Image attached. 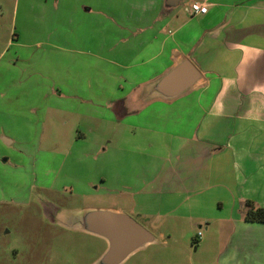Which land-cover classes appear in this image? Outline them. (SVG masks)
<instances>
[{
	"label": "crops",
	"instance_id": "obj_1",
	"mask_svg": "<svg viewBox=\"0 0 264 264\" xmlns=\"http://www.w3.org/2000/svg\"><path fill=\"white\" fill-rule=\"evenodd\" d=\"M97 1L113 4V9H102L107 17L101 23L93 16L101 10L84 5L86 0H44L41 12H22L19 29L17 6L15 33L6 43L40 46L41 41L28 43L21 36L41 31L58 46V34L62 39L70 32L81 34L83 21L96 32L102 25L109 30V63L115 67L108 77L115 88L102 84L99 64L86 83L77 65L72 73L56 70L53 82L63 90L45 95L50 101L45 122L51 126H67L74 118L87 124L86 131L95 130L101 118L115 124L108 158H87L83 147L97 153L101 144L87 140L80 125L70 126L73 147L82 148L66 155L69 163L63 168L73 178L88 163L92 169L85 188L75 184L78 192L94 186L109 193L114 203L93 210L140 216L145 224H154L164 242L175 237L166 236L161 228L165 221L205 224L210 235L203 241L197 230L194 249L216 244L215 264H264V221L244 219L247 201L264 209V0ZM195 1L207 4V12L193 14ZM74 2L78 6L73 9ZM118 3L125 10L118 11ZM185 59L200 72L197 81L171 97L156 91L158 80ZM27 120L30 128L33 119ZM3 139L11 144L17 138ZM33 168L36 174L38 168ZM58 170L49 169L54 175ZM59 182L45 183V190L65 189ZM47 210L51 222L85 229L88 209L74 212L49 201ZM153 237L128 256L147 249ZM107 248L108 241L98 264Z\"/></svg>",
	"mask_w": 264,
	"mask_h": 264
},
{
	"label": "rangeland",
	"instance_id": "obj_2",
	"mask_svg": "<svg viewBox=\"0 0 264 264\" xmlns=\"http://www.w3.org/2000/svg\"><path fill=\"white\" fill-rule=\"evenodd\" d=\"M42 3L44 0H0V51L5 50L0 59V264H98V255L107 240L82 227L72 228L51 222L47 209L49 201L74 212L83 208L92 211L114 203V197L107 192H99V188L93 186L91 190L79 193L75 187L79 184L85 188V182L92 175L91 163L82 167L80 175L74 178L63 165L69 163L65 159L69 158L66 155L71 150L82 148L80 145L73 147L75 132L70 130V126L80 125L87 140L96 138L101 144L97 153L83 147V151L89 152L87 158H93V154H104L105 157L101 158H108V140L115 133V124L101 118L99 123L95 122V130L86 131L87 124L74 118L73 123L67 126L60 122L51 126L45 122V114L50 117L45 112L50 103L45 95L53 90H63L53 82L52 75L56 70L69 68L68 72L72 73L78 70L77 65L83 69L86 83L88 74L99 64L98 75L102 84L108 85L107 90L115 88V80L108 77V72L112 68L114 71L115 67L109 63L113 59L108 48L109 30L102 25L96 32L83 21L81 34L70 32L63 39L58 34L61 41L58 46L52 41V35L48 38L41 31L36 35L21 36L24 42L41 41L40 46H6L8 38L15 33L14 9L18 6L20 19L16 29H19L22 12H41L44 9ZM49 4L47 2L46 6ZM84 5L101 10L100 15L93 12L95 20L100 19V23L107 17L102 9L109 6L113 9L112 3L97 0H86ZM77 6L74 2L73 9ZM115 7L118 11L125 10L122 3ZM31 107H35L34 110ZM27 119H33L30 128H26L29 126ZM4 135L17 139L6 144ZM35 166L38 168L36 174L33 173ZM51 167L59 168V173H50ZM55 179L60 180L65 189L45 190L44 184ZM128 214L155 235V240L147 249L133 253L119 264H215L216 244L194 249L193 235L197 230L203 232V241L206 235H210L206 234L205 224L200 223V228L190 220L165 221L161 228L166 236L173 233L175 237L164 242L157 236L154 224H145L140 216Z\"/></svg>",
	"mask_w": 264,
	"mask_h": 264
},
{
	"label": "water",
	"instance_id": "obj_3",
	"mask_svg": "<svg viewBox=\"0 0 264 264\" xmlns=\"http://www.w3.org/2000/svg\"><path fill=\"white\" fill-rule=\"evenodd\" d=\"M199 77L198 69L185 59L166 72L155 84V89L163 96L171 97L192 86ZM84 227L108 241V248L99 264H119L132 251L154 238L132 216L109 210L86 212Z\"/></svg>",
	"mask_w": 264,
	"mask_h": 264
},
{
	"label": "trees",
	"instance_id": "obj_4",
	"mask_svg": "<svg viewBox=\"0 0 264 264\" xmlns=\"http://www.w3.org/2000/svg\"><path fill=\"white\" fill-rule=\"evenodd\" d=\"M247 210L244 215L246 221H264V209L255 206L251 201L246 202Z\"/></svg>",
	"mask_w": 264,
	"mask_h": 264
},
{
	"label": "built area",
	"instance_id": "obj_5",
	"mask_svg": "<svg viewBox=\"0 0 264 264\" xmlns=\"http://www.w3.org/2000/svg\"><path fill=\"white\" fill-rule=\"evenodd\" d=\"M208 9V5L199 1H195L191 4V10L193 12V14H202V13H206ZM201 236V232L199 231L196 235V237H200ZM195 237V238H196Z\"/></svg>",
	"mask_w": 264,
	"mask_h": 264
}]
</instances>
